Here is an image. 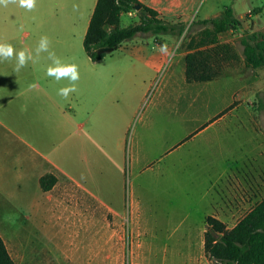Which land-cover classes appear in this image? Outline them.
Masks as SVG:
<instances>
[{
    "label": "rangeland",
    "instance_id": "obj_1",
    "mask_svg": "<svg viewBox=\"0 0 264 264\" xmlns=\"http://www.w3.org/2000/svg\"><path fill=\"white\" fill-rule=\"evenodd\" d=\"M176 4V20H186L183 35H172L176 57L133 99L127 122L100 121L94 131L88 123L79 135L85 143L79 181L90 194L67 195L57 180L44 195L31 188L15 195L18 200L0 195V237L15 264H212L205 254L204 218L211 185L234 172L250 177L245 163L263 160V151L254 150L244 134L264 136V62L254 67L245 55L247 47H264V0ZM225 8L239 22L220 39L231 45L234 58L220 65L215 80L186 83L188 45L194 40L197 46L201 33L211 29L202 22ZM137 22L125 17L128 25ZM159 37L170 39L151 35L144 42L152 49ZM174 90L171 128L166 117ZM56 142L58 153L49 157L60 164V141L48 139L50 148ZM4 164L12 167L13 155ZM13 179L9 169L1 181L13 186ZM222 220L232 228L238 218Z\"/></svg>",
    "mask_w": 264,
    "mask_h": 264
},
{
    "label": "crops",
    "instance_id": "obj_2",
    "mask_svg": "<svg viewBox=\"0 0 264 264\" xmlns=\"http://www.w3.org/2000/svg\"><path fill=\"white\" fill-rule=\"evenodd\" d=\"M183 1L191 0H139L142 5L158 12L160 19L186 24L182 17L176 20V3ZM97 3L98 0H37L33 11L17 5L0 7V40L10 43L17 52L28 49L35 55L40 38L47 36L50 50L62 62L75 63L80 76L76 82L77 91L65 99L58 95V89L68 86L69 81L57 82L47 75V68L52 63L47 58L48 53L42 52L37 63L29 61L19 73L14 72V58L0 62L2 196L13 194L14 198L15 195L26 194L30 188L34 193L40 191L44 195L48 192L41 188L40 181L46 175H54L66 189L67 195H77L81 190L89 193L83 182L79 181L83 174L85 144L79 135H82L88 123L90 131H94L100 121L127 122L133 112V99L140 96L141 90L146 89L147 92L150 79L164 70L171 57H176L172 34H168L170 39L157 38L152 49L149 43L144 42V38L151 35H138L108 54L104 60L94 63L85 50L84 41ZM126 16L137 17L139 22L135 24L141 21L137 10L124 13L121 16L122 28L131 26L125 23ZM33 84L36 88L30 87ZM169 108L166 120L174 128L175 90ZM247 121L250 122L249 119ZM244 135L250 139L254 150L259 153L263 151L260 153L263 160L256 161V157H252L245 163L244 169H252L250 177L247 174L242 177L234 172L214 181L210 190L212 199L208 203L209 210L204 216L218 219L226 226L228 223L222 219L231 218L234 221L238 218L235 227L264 200V136L257 131ZM48 139L60 141V164L49 157L58 153V142L54 148H50ZM11 155L14 164L8 167L4 161ZM9 169L14 171L13 186L1 181L4 172Z\"/></svg>",
    "mask_w": 264,
    "mask_h": 264
},
{
    "label": "trees",
    "instance_id": "obj_3",
    "mask_svg": "<svg viewBox=\"0 0 264 264\" xmlns=\"http://www.w3.org/2000/svg\"><path fill=\"white\" fill-rule=\"evenodd\" d=\"M137 6L141 7L138 11L140 23L122 28V14L136 10ZM202 23L209 24L211 29L201 33L197 46L194 45V40L188 45L189 52L185 57L188 83L215 80L220 75V65L234 58L231 45L220 40L223 33L239 24L234 11L225 8L221 16L206 19ZM185 25L183 22L175 24L160 19L158 12L142 5L139 0H98L84 47L94 63L100 62L110 54L101 53V49L117 51L138 35L181 36L185 32ZM263 51L264 47L261 46L257 49L247 47V63L259 67L264 62ZM56 184L57 178L54 175H46L40 181L45 192L51 191ZM207 226L205 254L212 264H264V200L232 229L213 217L207 218ZM0 264H15L2 237Z\"/></svg>",
    "mask_w": 264,
    "mask_h": 264
},
{
    "label": "clouds",
    "instance_id": "obj_4",
    "mask_svg": "<svg viewBox=\"0 0 264 264\" xmlns=\"http://www.w3.org/2000/svg\"><path fill=\"white\" fill-rule=\"evenodd\" d=\"M9 5H17L27 11H33L37 6V0H0V7L7 8ZM75 8V5H74ZM164 50L163 48L161 49ZM42 52L48 53V59L52 62L47 68V75L54 78L57 82L61 80L69 81L68 86L58 89V95L67 99L71 93L77 91L76 82L79 80L78 66L75 63H64L56 56L54 51L50 50V40L47 36H42L38 46L35 49V55L28 49H22L19 52L10 44L0 40V62L4 60H16L14 72L19 73L31 61L37 63ZM30 87L36 88L33 84Z\"/></svg>",
    "mask_w": 264,
    "mask_h": 264
},
{
    "label": "water",
    "instance_id": "obj_5",
    "mask_svg": "<svg viewBox=\"0 0 264 264\" xmlns=\"http://www.w3.org/2000/svg\"><path fill=\"white\" fill-rule=\"evenodd\" d=\"M141 9L140 6H137L136 7V10L139 11ZM113 50L112 49H108V48H105V49H101L100 52L101 53H111Z\"/></svg>",
    "mask_w": 264,
    "mask_h": 264
}]
</instances>
